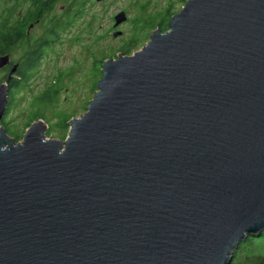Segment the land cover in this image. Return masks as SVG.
I'll use <instances>...</instances> for the list:
<instances>
[{"label": "water", "instance_id": "water-1", "mask_svg": "<svg viewBox=\"0 0 264 264\" xmlns=\"http://www.w3.org/2000/svg\"><path fill=\"white\" fill-rule=\"evenodd\" d=\"M69 123L0 127V264H230L264 232V0H187Z\"/></svg>", "mask_w": 264, "mask_h": 264}, {"label": "rangeland", "instance_id": "rangeland-1", "mask_svg": "<svg viewBox=\"0 0 264 264\" xmlns=\"http://www.w3.org/2000/svg\"><path fill=\"white\" fill-rule=\"evenodd\" d=\"M144 2L145 0H117L113 1L111 7L101 12L98 9L96 11V8L87 10V5L83 6L79 11L81 15L74 17V12L70 13V23L56 35L55 41L54 36L43 38L44 41L39 48L40 58L32 60L24 75L20 74L21 80L15 83L17 90L12 89L6 106L9 112L3 117L8 129L21 135L12 137L15 142L22 141L27 130L24 124L31 116H36L46 124V139L61 141L66 139L70 129L69 121L84 114L93 98L97 81L101 77L103 61L117 59L121 49L125 51L130 45L139 42L131 46L125 54L133 55L147 44L152 30L156 29L157 19L151 23L146 20L161 12L166 2L151 0L143 8L145 10L142 13L139 6ZM167 3L172 4L173 14L184 6L177 0H170ZM75 7L76 5H72L71 9ZM121 9L128 13L126 14L129 23L120 29L121 37L120 35L114 37L112 33H106L107 26L110 24V14ZM92 16L96 19L92 22L90 30H86L87 22L91 21ZM166 19L165 15L161 17L162 24ZM146 31L149 32L147 36ZM38 32H34L30 40L38 38ZM25 52L22 46L12 49L10 52L12 60L21 62L22 66ZM0 127L6 129L4 125ZM258 256L264 257V237L240 242L230 264H257Z\"/></svg>", "mask_w": 264, "mask_h": 264}, {"label": "flooded vegetation", "instance_id": "flooded-vegetation-1", "mask_svg": "<svg viewBox=\"0 0 264 264\" xmlns=\"http://www.w3.org/2000/svg\"><path fill=\"white\" fill-rule=\"evenodd\" d=\"M113 1H117V0H0V27L3 26V29H5L6 27L5 25L7 23H9V25L13 23L14 27L15 26L17 27L19 24L23 22L25 39H29V41L31 42L37 41V43H40L39 45L41 46L44 41L43 38L46 36H54V41H55L56 35H58L60 31H62L65 27H67L68 23H70L69 22L70 13L74 12V17H77L78 14L81 15L79 11L82 9V7L86 5L88 7L87 10H90L91 8H96V11L98 9V11L101 12V10L103 9L105 10L108 7H111L113 5ZM150 1L151 0H145L143 4H140L139 11H143L142 13H144L145 9L143 10V8L147 6ZM162 1L166 2V5L163 7L162 11L159 13H156L153 18H148V19L145 18L147 19L146 21L150 23L153 22V20L157 19L156 20L157 25L155 27L156 29L152 30V32L155 30H158L161 33L166 32L168 30L167 28H168L169 20L171 19L173 15L179 12L177 10L175 14L171 13V9L173 8L172 4L167 3V1H170V0H162ZM177 1L179 2V4H182L183 6L187 0H177ZM72 5H76V7L74 9H71ZM39 8H40L39 14L32 17V14L36 12V10ZM83 10L85 11V9ZM54 12L56 13V15H54ZM121 12L125 14L126 19L121 24L115 26V17L118 13H121ZM126 13L127 12L125 11V9H121L117 13H114V14L111 13L110 18H109L110 24L107 26L108 29L106 33H112L111 35L113 36L114 33L119 32L120 33L119 37H121L122 32L120 29L124 25H127L129 23L128 22L129 18L127 16L128 13L127 14ZM163 15H165L167 19L163 21V24H162L160 19ZM95 19L96 17H93V16L91 17V21L87 22L88 24H87L86 30H90L92 22ZM138 19L143 20L142 18H138ZM36 31H39L38 32L39 37L34 40H30L32 39V34ZM148 34L149 32L146 31V36ZM137 43L139 42H136L135 44L130 45V47L136 45ZM16 47L15 46L11 47L7 51L0 54V57L7 56V55L9 56V63L0 69V76H1L0 84L5 82V80L9 76L10 71L14 67H16L15 72L13 76L11 77L10 82L7 86L8 87V93H7L8 100H9L10 94L12 93V85L18 82V80L19 81L21 80L20 78L21 67H22L21 62L13 61L11 54H10L11 50ZM129 48H128V51H129ZM120 53L124 54L125 52L121 49ZM25 57H26V54L24 55L23 59Z\"/></svg>", "mask_w": 264, "mask_h": 264}, {"label": "trees", "instance_id": "trees-1", "mask_svg": "<svg viewBox=\"0 0 264 264\" xmlns=\"http://www.w3.org/2000/svg\"><path fill=\"white\" fill-rule=\"evenodd\" d=\"M40 12V8L36 10V12H34L32 14L33 16H36L37 14H39ZM22 22V21H21ZM13 23H11L9 25V23H7L5 26V29H3V26L0 27V54H2L3 52L7 51L8 49H10L11 47L14 46H22V48H24V50L26 51V57H25V61L24 64H22L21 67V75H24L25 70H27L28 67H30V64L32 62V60L35 61V58H38L39 55V48H40V43H37V41H29V39H25L24 36V24L23 22L21 24H19L17 27L14 25H12ZM16 44V45H15ZM125 53L123 55H125L128 52V49L124 51ZM40 58V57H39ZM101 78V77H100ZM2 84V83H1ZM12 89L13 90H17L15 88V84L12 85ZM11 97V94L9 96V99ZM10 104V102H9ZM87 108V107H86ZM86 111V109L84 110ZM9 112V108L6 109L4 116L6 117V115ZM3 116V117H4ZM39 120V118H37L36 116H31L29 117L25 124H24V128L27 129L29 128L33 123L37 122ZM0 125H4L6 127L5 131L6 133L12 137H20L21 135L17 132V131H11L10 129H8V125L5 122V118H3L0 122ZM13 139V138H12ZM17 143V141H16ZM264 237V232H262L261 234L257 235V236H249L247 238V240L251 239V238H262ZM258 258V262L257 264H264V257H257Z\"/></svg>", "mask_w": 264, "mask_h": 264}, {"label": "bare ground", "instance_id": "bare-ground-1", "mask_svg": "<svg viewBox=\"0 0 264 264\" xmlns=\"http://www.w3.org/2000/svg\"><path fill=\"white\" fill-rule=\"evenodd\" d=\"M16 45V44H15ZM16 47V46H15ZM15 49H17V47L15 48ZM10 51V50H9Z\"/></svg>", "mask_w": 264, "mask_h": 264}]
</instances>
